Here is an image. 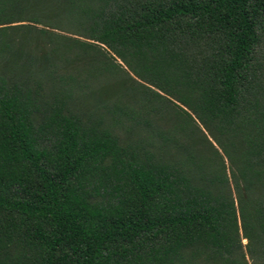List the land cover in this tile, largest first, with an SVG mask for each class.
<instances>
[{
  "label": "trees",
  "instance_id": "obj_1",
  "mask_svg": "<svg viewBox=\"0 0 264 264\" xmlns=\"http://www.w3.org/2000/svg\"><path fill=\"white\" fill-rule=\"evenodd\" d=\"M263 41L264 0H0V264H264Z\"/></svg>",
  "mask_w": 264,
  "mask_h": 264
},
{
  "label": "rangeland",
  "instance_id": "obj_2",
  "mask_svg": "<svg viewBox=\"0 0 264 264\" xmlns=\"http://www.w3.org/2000/svg\"><path fill=\"white\" fill-rule=\"evenodd\" d=\"M261 57H262V60L264 62V41H263L262 46H261ZM118 62L121 63L119 60H118ZM86 96L87 95H85L84 96L85 98H83V100H82V101H84L83 103H85L84 106L85 107H89V106L91 107L93 105V102H88L89 100L86 98ZM119 134H120L122 139L133 142L137 138V136L140 134V132H138V131L137 132H127L124 129H122L119 131Z\"/></svg>",
  "mask_w": 264,
  "mask_h": 264
}]
</instances>
